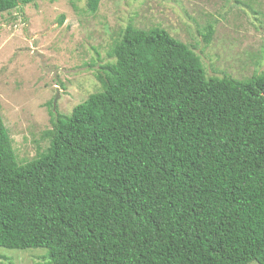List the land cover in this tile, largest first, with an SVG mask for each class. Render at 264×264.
Wrapping results in <instances>:
<instances>
[{"label":"trees","instance_id":"trees-1","mask_svg":"<svg viewBox=\"0 0 264 264\" xmlns=\"http://www.w3.org/2000/svg\"><path fill=\"white\" fill-rule=\"evenodd\" d=\"M108 54L99 90L50 111L30 161L0 115V248L41 247L49 264H264V70L206 76L190 45L132 23Z\"/></svg>","mask_w":264,"mask_h":264},{"label":"rangeland","instance_id":"rangeland-1","mask_svg":"<svg viewBox=\"0 0 264 264\" xmlns=\"http://www.w3.org/2000/svg\"><path fill=\"white\" fill-rule=\"evenodd\" d=\"M127 23L160 26L190 45L206 76L264 70V0H100L93 13L87 0L19 5L0 13V115L18 162L47 148L50 111L68 114L99 90L94 72ZM0 264L49 261L41 247L0 248Z\"/></svg>","mask_w":264,"mask_h":264},{"label":"water","instance_id":"water-1","mask_svg":"<svg viewBox=\"0 0 264 264\" xmlns=\"http://www.w3.org/2000/svg\"><path fill=\"white\" fill-rule=\"evenodd\" d=\"M55 104V100H54V102H53V105Z\"/></svg>","mask_w":264,"mask_h":264}]
</instances>
